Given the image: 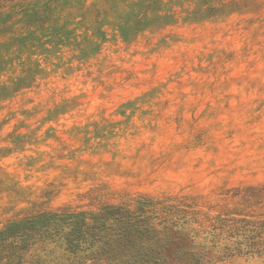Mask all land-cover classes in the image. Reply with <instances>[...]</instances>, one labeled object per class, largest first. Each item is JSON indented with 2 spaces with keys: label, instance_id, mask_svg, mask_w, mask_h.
<instances>
[{
  "label": "rangeland",
  "instance_id": "1",
  "mask_svg": "<svg viewBox=\"0 0 264 264\" xmlns=\"http://www.w3.org/2000/svg\"><path fill=\"white\" fill-rule=\"evenodd\" d=\"M222 4L0 0V227L144 197L158 217L194 220L202 243L264 219V0ZM172 240L156 247L164 264H180Z\"/></svg>",
  "mask_w": 264,
  "mask_h": 264
},
{
  "label": "trees",
  "instance_id": "2",
  "mask_svg": "<svg viewBox=\"0 0 264 264\" xmlns=\"http://www.w3.org/2000/svg\"><path fill=\"white\" fill-rule=\"evenodd\" d=\"M215 1L221 0H204L208 16L228 10V4L216 6ZM5 20L0 17V25H6ZM0 63L4 61L0 59ZM155 207V202L144 197L135 207L105 204L97 210H47L10 220L0 227V264H52L51 255L38 251L52 243L62 246L66 254L59 264H98L105 257L112 258L114 264H164L156 247L166 248L168 238L173 239L169 251L182 253L177 260L180 264H207L212 251L219 254L217 261L264 258L263 218H233L215 226L214 233H207L215 239L210 244L198 240L201 228L194 220L158 217Z\"/></svg>",
  "mask_w": 264,
  "mask_h": 264
}]
</instances>
